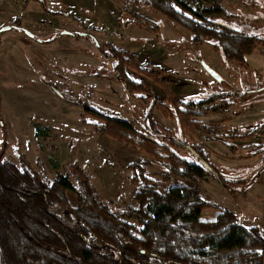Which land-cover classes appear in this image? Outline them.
Returning a JSON list of instances; mask_svg holds the SVG:
<instances>
[{"label":"rangeland","instance_id":"374dc122","mask_svg":"<svg viewBox=\"0 0 264 264\" xmlns=\"http://www.w3.org/2000/svg\"><path fill=\"white\" fill-rule=\"evenodd\" d=\"M181 1L200 11L217 6ZM217 1L225 15L214 20L264 39V0ZM43 3L0 0V154L16 163L23 156L49 179L67 175L82 193L94 190L121 220L136 224L121 213L126 205L138 206L132 195L137 187L133 165L138 163L155 181L170 168L110 133H98L95 118L86 112L90 107L132 121L139 129L145 125L151 100L126 91L114 59L101 49L111 43L136 55L140 66L158 68L176 100L214 98L196 108L200 115L193 119L204 128L190 131L175 114L184 106L170 107L165 115L164 90L138 74L157 98L152 114L159 141L196 164L200 161L190 150L168 138L202 150L213 170L199 181L200 194L234 212L241 224L260 228L264 237V47L247 54L245 64L228 61L210 42L192 43L185 27L145 0ZM214 107L218 112L202 113ZM67 195L76 205V194ZM218 211L206 206L200 218L213 219Z\"/></svg>","mask_w":264,"mask_h":264},{"label":"trees","instance_id":"16d2710c","mask_svg":"<svg viewBox=\"0 0 264 264\" xmlns=\"http://www.w3.org/2000/svg\"><path fill=\"white\" fill-rule=\"evenodd\" d=\"M39 1L44 7L43 0ZM145 1L171 22L185 27L192 43L206 40L228 61L245 64L247 54L264 47V39L214 20V16L225 15L217 0H204L217 6L202 11L181 0ZM101 49L114 59L113 68L126 91L151 103L141 129L132 121L90 107L86 112L95 118L98 133H110L148 152L166 162L170 173L155 181L138 163L133 165L132 179L137 187L132 195L138 206L126 205L121 211L135 220L136 224H131L99 200L94 190L89 195L82 193L67 175L59 173L49 179L23 156L16 163L0 154V264H264L261 229L241 224L234 212L211 204L200 194L199 181L207 170H213L206 154L170 136L171 144L190 150L200 161L192 163L159 141L160 128L152 114L157 98L138 74L164 90L167 99L161 110L165 115L170 107L184 106L175 114L180 126L190 131L204 128V123L194 120L200 115L196 108L214 98L176 100L158 68L140 66L136 55L111 43ZM199 63L209 68L204 60ZM67 192L76 194V205L70 203ZM211 205L219 208L216 216L201 219L203 209Z\"/></svg>","mask_w":264,"mask_h":264},{"label":"water","instance_id":"95a60500","mask_svg":"<svg viewBox=\"0 0 264 264\" xmlns=\"http://www.w3.org/2000/svg\"><path fill=\"white\" fill-rule=\"evenodd\" d=\"M214 74V73H213ZM215 75V74H214ZM216 76V75H215Z\"/></svg>","mask_w":264,"mask_h":264}]
</instances>
